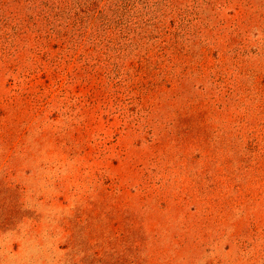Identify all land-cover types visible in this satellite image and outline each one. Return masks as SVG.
I'll list each match as a JSON object with an SVG mask.
<instances>
[{
    "label": "rangeland",
    "instance_id": "obj_1",
    "mask_svg": "<svg viewBox=\"0 0 264 264\" xmlns=\"http://www.w3.org/2000/svg\"><path fill=\"white\" fill-rule=\"evenodd\" d=\"M0 264H264V0H0Z\"/></svg>",
    "mask_w": 264,
    "mask_h": 264
}]
</instances>
